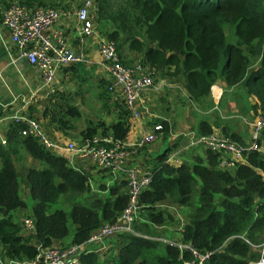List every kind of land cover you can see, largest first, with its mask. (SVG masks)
<instances>
[{
  "label": "trees",
  "instance_id": "trees-1",
  "mask_svg": "<svg viewBox=\"0 0 264 264\" xmlns=\"http://www.w3.org/2000/svg\"><path fill=\"white\" fill-rule=\"evenodd\" d=\"M11 1L0 0V18ZM17 1L26 6L55 2ZM90 15L93 24L109 22L103 35L115 42L123 62L138 60L165 79L180 74L195 99L208 94L218 77L226 84L242 81L246 92L257 95L255 107L264 113V0H93ZM226 23L233 24L237 42L227 40ZM68 66L75 69L85 64ZM50 93L57 98H47L44 107H55L45 112L60 129L70 128L81 111L60 90ZM127 114L125 107L109 124L89 119L78 130L79 142L95 133H111L124 141ZM159 120L161 127L156 129L167 132V119ZM24 127L23 121H7L3 128L6 141L0 140L2 259H31L38 242L65 245L83 241L103 222L117 218L128 200L127 175L98 166L99 175L111 172L113 176L107 184H95L90 170L46 147L37 136L22 133ZM210 131V124L200 120L197 132ZM260 132L259 140L264 142V127ZM230 135L237 138L234 133ZM169 149L166 146L148 161L151 179L139 192L135 231L112 233L104 240L105 248L82 251L76 264H180L178 246L156 238L155 226L173 227L178 235L169 238L190 242L202 250L214 249L205 264H245L258 256L249 242L264 239V150L251 149L243 160L225 168L219 163L222 153L217 150L204 148L205 159L199 156L174 164L166 161ZM24 156L39 159L41 165L31 164L24 173L20 171L32 205L29 212L13 217L14 210L26 205L15 163ZM194 188L196 202L192 198ZM215 192L220 194L218 198ZM60 193L76 197L68 212L62 207L50 209ZM167 200L172 201L171 209L165 204ZM174 207L180 208L184 218ZM23 216L32 219V231L26 229ZM69 218L74 227L70 239L65 240ZM183 253L188 255L186 250Z\"/></svg>",
  "mask_w": 264,
  "mask_h": 264
},
{
  "label": "built area",
  "instance_id": "built-area-1",
  "mask_svg": "<svg viewBox=\"0 0 264 264\" xmlns=\"http://www.w3.org/2000/svg\"><path fill=\"white\" fill-rule=\"evenodd\" d=\"M93 0H80L74 10V15L79 23L78 34L83 39L84 36L93 30V18L90 15V6ZM63 11V10H62ZM59 6L53 5H33L26 6L17 0H13L2 9L1 24L8 32V39L16 46L15 57L25 58L26 61L34 65L44 79L45 85L52 88L55 80L56 69L68 65L71 62L88 63L90 57L82 49L74 50L67 44L66 38L57 28L50 31V26L61 15ZM98 54L100 65L106 71L109 81L108 91L114 92L122 97L125 107L131 115L140 116L137 105L139 93L153 86L152 71L141 63L133 65L122 61L118 54L116 44L109 38H101L98 43ZM14 57V58H15ZM212 91L215 85L210 84ZM30 99L21 97V103L13 107L10 112L0 115V125L3 121H23L25 127L21 130L24 134H33L48 148L77 153L92 160L97 166L111 168L127 175V195L128 200L118 217L112 221H105L92 231L88 238L83 241H74L70 244L52 243L49 245L38 242L37 251L31 259H2L1 264H76L79 262V254L82 251L103 249L106 246V237L115 232L135 231L133 222L138 216L140 207L139 192L151 179V171L148 166L127 163V152H124L125 142L114 138L111 133H95L90 139L76 142L74 139L63 143L49 137L43 129L41 121L34 115H28L25 111ZM16 102V101H14ZM159 123H155L153 129L160 128ZM264 127V113H258L252 120L249 141L242 143L230 134L215 133H191L190 143H200L206 148H211L222 153L219 163L225 168H230L237 161L243 160L244 155L251 149L264 150V142L259 140L261 129ZM142 133L131 143L133 146L144 145L156 136L155 130ZM1 131V129H0ZM0 140L5 142L4 136ZM123 148V149H122ZM176 152L171 151L166 157L169 163H175ZM26 229L32 231L34 223L30 217L23 216ZM244 236L243 234H240ZM156 238L175 244L179 248L180 264H205L210 258L214 249H199L190 242H185L175 238ZM247 239V238H246ZM248 240V239H247ZM249 242V241H248ZM258 251V256L249 259L245 264H264V239L258 242H249ZM188 255L185 256L183 251Z\"/></svg>",
  "mask_w": 264,
  "mask_h": 264
},
{
  "label": "crops",
  "instance_id": "crops-1",
  "mask_svg": "<svg viewBox=\"0 0 264 264\" xmlns=\"http://www.w3.org/2000/svg\"><path fill=\"white\" fill-rule=\"evenodd\" d=\"M59 7L62 13L58 19L51 24L50 31L57 28L66 38L67 44L74 50L82 49L85 54L91 58L90 61H88V63L80 62L85 64L83 68L78 66V68L74 69L68 66L69 64L79 63L71 62L68 63V65H64L65 67L61 66L56 69L52 88L48 90L49 87L45 85L40 71L29 61L27 62L25 58L15 57L17 48L11 40L8 39V32L0 22V115L10 112L13 107L20 104L18 102L21 100L22 96L27 97L30 99V102L27 108H25V111L28 114L32 112L34 116L40 119L43 129L49 137L63 143L70 140V138L74 139L75 137L72 134L73 130L76 128L79 130L85 124L79 126L78 122L76 123L75 120L70 128L60 129L57 127V122L51 120L49 113L45 112L47 109L55 106L30 107V104H34L40 99H44L45 101L47 98L49 99V97V100H54V98L57 97L56 95H51L50 92L58 89L69 97L70 101L78 103L79 105H77V107L80 111L93 108L95 110V112L92 113L93 118L89 119L94 121L100 119L103 120L105 124H109V122L116 120L120 111L124 110L125 105L121 96L110 90L108 91V89L105 90V83L108 84L109 77L99 62L98 43L101 38H105L102 37L103 31L107 29L109 22H94L92 32L81 39L78 34L79 23L74 15V9ZM17 72L20 74V78H18ZM153 74L158 75L157 73ZM74 77L78 78L79 86L83 83L85 85L88 77L92 78L93 81L95 80L99 87L102 88L101 91H99L100 96L98 92L99 99L94 96L88 100L85 97L86 92H84L82 100H79L80 96L76 95L79 90L76 89L73 93L70 88L64 89L66 80ZM166 80H169L168 86L166 87L155 89L152 86L139 93L137 105L140 116L131 115L130 111L127 109L129 124L124 142L126 146L125 149L128 152H130V146H133L131 142L142 133L152 130L154 124L160 122L159 118L167 119L168 131L162 132L159 129L153 130L159 134L158 136L161 135L165 139L168 138L167 146L170 147L167 152L168 156L171 151L176 152V162L174 164H178L182 161L190 162L199 156L205 159L204 148L206 147L200 143H190L191 133H198V123L200 120H206L210 124L212 132L226 134L234 133L237 135L236 139L240 142L245 143L249 141L252 120L258 113L255 107L258 98L256 94L246 92L245 85L242 81L235 84H226L222 78L218 77L211 83L213 86L215 85V91L209 88L208 94L199 96L195 99L183 85V79L180 74L168 77ZM83 90H86V88ZM73 96L76 98L72 99ZM83 100L88 105H83ZM10 104H12L13 107L11 106V108L8 109ZM6 123V121H3L0 125V136H3V128ZM153 145L150 147L142 146L140 149H136L139 147L137 146L129 154L126 153L127 163L149 167L151 162L149 163L148 161L150 157L154 156L152 153L153 150L156 151V149L162 150L165 148V145L162 143L159 144L158 147ZM57 151L68 157L73 164L90 170L94 175L100 174L98 166L93 163L91 159L77 153H70L58 149ZM112 173H118V171H112ZM112 176L113 175H111V177ZM154 228L157 233L169 237L178 235L173 227L166 229L165 226H155Z\"/></svg>",
  "mask_w": 264,
  "mask_h": 264
},
{
  "label": "rangeland",
  "instance_id": "rangeland-1",
  "mask_svg": "<svg viewBox=\"0 0 264 264\" xmlns=\"http://www.w3.org/2000/svg\"><path fill=\"white\" fill-rule=\"evenodd\" d=\"M80 0H55V2H53L52 4H48V5H53V6H61L65 9H74L78 6ZM61 3V4H60ZM60 4V5H59ZM2 12V11H1ZM95 26V25H94ZM224 32L227 33V40L228 41H231V42H237L238 40V36L237 34L234 32V27H233V24L231 23H226L224 25ZM102 37H105L106 36H102ZM135 63H138V60H132V61H128L127 64H130V65H133ZM17 75H18V78H20V74L17 72ZM152 76H153V88L155 89H159L160 87H166L168 86V83H169V80H166L158 75H154L152 73ZM77 87V88H76ZM71 89V91H73V93L75 92V90H79L78 93H76L77 96H80L79 97V100H82V95L84 92H86V98L89 100L90 98H93L94 96H96V98H98V92L101 91V87H99V85L97 84V82H95V80L93 81L92 78L88 77V79L86 80V83L84 85V83L79 86V80L77 77H74L72 79H68L66 80L65 82V86H64V89ZM86 90H83L85 89ZM45 98V96H44ZM76 97L73 96L72 99H75ZM40 99V98H39ZM99 99V98H98ZM101 100V99H100ZM35 104V107H44V105L46 104V102L43 100H38ZM77 105H79L78 103H76ZM83 105H88L86 104V102L83 100ZM51 106V104L48 105V107ZM95 112V110L93 108L89 109V110H86V109H83L81 111V114L80 116H78V119H76V123L78 122V125L81 126L83 124H85L84 126L87 125L88 123V120L89 118H93L92 117V113ZM105 112V111H103ZM103 116V115H102ZM83 126V127H84ZM73 136L75 137V141L79 142L80 141V134L78 133V129H74L73 132H72ZM159 134H156L155 138H153L152 140H150V142L144 144V145H140L139 147L137 146H130V152H132L136 147V149H140V147H146V146H155V147H158L159 144H164L165 147L167 146V142H168V138L165 139L163 138L161 135L158 136ZM77 138V139H76ZM123 149V148H122ZM164 149V148H163ZM162 149V150H163ZM162 150H157L154 151L153 150V154L156 155V153L162 151ZM124 152H127V154H129L130 152H128L126 149H123ZM24 159L22 161H18V162H15L16 163V167L18 166L17 168V171H18V178H20V192H21V195L22 197L25 199V202H26V205L25 207L21 210V209H16L13 211V217H16L18 215H22V214H25L27 212L30 211V207L32 205V199L31 197H29V195L27 194L26 192V187L24 186V183L21 179L22 177V174L24 173V169L26 166H29L31 164L33 165H38L40 166L41 163L39 161V159L37 158H25V156L23 157ZM143 166V165H141ZM23 173H21V172ZM91 180L92 182H94L95 184L98 183V182H106V184L108 183V181L110 180V177H111V172L110 173H104L102 175H91ZM192 198H193V202H196L197 200V195L198 193H196V189L194 188L192 190ZM67 194H64V193H60L57 198L52 201L51 205H50V209L52 210V208L54 207H62L64 208L67 212L70 210V207H71V204L72 202L76 199V197L74 195H69V197H66ZM220 194L215 192V197L218 198ZM166 205H168L167 207H170V209L172 208V201L170 200H167L165 202ZM175 209L174 210H177V213L179 215H181L183 218H184V215L181 213V211L179 210L180 208L178 207H174ZM1 213V212H0ZM68 225H69V232L67 233L66 237L64 238L65 240H69L70 239V236H71V232L73 230V227H74V224L73 222L71 221V219L69 218L68 219ZM159 232V231H158ZM158 235H155L153 234L154 236H161L162 238H169V236H166L164 234H161V233H157Z\"/></svg>",
  "mask_w": 264,
  "mask_h": 264
}]
</instances>
